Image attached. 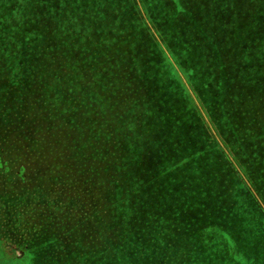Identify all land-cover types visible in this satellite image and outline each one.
Returning <instances> with one entry per match:
<instances>
[{"label":"trees","instance_id":"16d2710c","mask_svg":"<svg viewBox=\"0 0 264 264\" xmlns=\"http://www.w3.org/2000/svg\"><path fill=\"white\" fill-rule=\"evenodd\" d=\"M196 10L194 0H0V129L19 141L30 180L12 202L35 229L39 202L49 208L47 254L196 264L226 240L264 248V92L253 68L244 80L234 70L249 53Z\"/></svg>","mask_w":264,"mask_h":264},{"label":"rangeland","instance_id":"374dc122","mask_svg":"<svg viewBox=\"0 0 264 264\" xmlns=\"http://www.w3.org/2000/svg\"><path fill=\"white\" fill-rule=\"evenodd\" d=\"M243 4V0H194V10L202 9L204 15L196 12V16H200L206 20H212L214 23L213 28L216 31H220L222 35L227 34L225 41L230 48L235 46L239 52L243 53L247 51L249 53L248 59H245L246 61L241 60L242 64L239 61L238 65H240L238 69L235 67L234 70H236V73L239 72L241 74L242 80L246 79V76L255 70L256 73L252 76L251 82L258 93L261 90L264 92V70L260 72L259 68L261 61L264 65V55L262 54L264 53V0L263 2L262 0H248L247 5ZM250 69H252V72ZM236 73L234 74V79H236ZM206 118L205 120L208 122V117ZM208 126L211 139L230 158L229 151H226L225 147L224 133L218 127L219 125L217 126L212 122H208ZM10 135L12 137L11 139L8 138V134L0 129V207L7 204L11 197L15 199L17 196L25 195L21 193L19 178L22 175L25 176V180L29 178V175L21 172L26 166L18 163L20 153L19 141L13 138L12 133ZM236 142H240V140ZM238 146L233 145L232 147H238L241 151H246V154L250 153L248 146L244 142L241 144L238 143ZM241 162H243L242 158ZM237 171L240 172L239 169ZM27 189L28 193L30 191L29 185H27ZM38 195L37 198L43 196L41 193H38ZM39 209L43 215L47 213L45 204L43 205L41 202H39ZM39 209L37 208V210ZM56 215L59 218L57 222L61 223L63 229H66V221L65 219H61L62 216H68L65 210L59 207ZM42 221L45 220L38 219V230L42 227ZM56 231H59V229H56ZM61 233L64 232L61 231ZM32 244L31 248L26 249V254L23 257L25 259L24 263L26 264H84L83 261L76 262L77 260H73L72 257L65 259L66 255L63 254L64 251L62 253L55 252L54 256L47 254L50 246L46 243L44 232L37 231V236L34 238ZM55 247L58 249H66L64 245L59 243ZM224 247L226 251H223L221 247L217 246L211 248L210 252L207 253L208 256L203 261L196 262V264H263L264 256L260 255V253H264V248L255 247L253 252L254 243L252 240H241L234 242V244L232 241L226 240ZM89 248L91 249L92 246H89ZM3 249H5V244L0 242V251L2 250L5 253L6 250ZM14 251L17 254L21 252L19 248ZM42 252L44 253L43 256Z\"/></svg>","mask_w":264,"mask_h":264},{"label":"flooded vegetation","instance_id":"af4514ba","mask_svg":"<svg viewBox=\"0 0 264 264\" xmlns=\"http://www.w3.org/2000/svg\"><path fill=\"white\" fill-rule=\"evenodd\" d=\"M19 181L25 182L26 186L30 185L29 178L25 180L24 175L19 178ZM13 200L15 199L11 197L7 204L0 207V242L5 244V249L3 250H6L5 253L2 250L0 251V264H26L24 263L25 259H23L26 249L31 248L33 245L37 231L45 232L47 225L51 222L47 220L51 216V213L48 212V207H45L47 211L45 215L40 212L39 208V210L35 209L37 219L45 220L41 222L42 227L40 230L38 228L35 229L32 222L35 217L33 213L28 208L18 207L12 202ZM28 235H30L31 240L27 239ZM30 241L32 243L29 246L28 242ZM18 248L21 251L19 254L14 251Z\"/></svg>","mask_w":264,"mask_h":264}]
</instances>
